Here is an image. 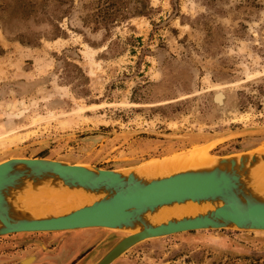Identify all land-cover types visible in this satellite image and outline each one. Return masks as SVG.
<instances>
[{
	"label": "rangeland",
	"instance_id": "1",
	"mask_svg": "<svg viewBox=\"0 0 264 264\" xmlns=\"http://www.w3.org/2000/svg\"><path fill=\"white\" fill-rule=\"evenodd\" d=\"M149 3L148 17L115 25L108 37L81 26L78 3L59 24L64 33L36 47L13 41L0 24V161L45 158L113 170L151 163L146 171L156 172L197 151L210 158L263 148L264 0ZM65 63L87 82H68L73 69ZM216 93L221 105L212 101ZM89 231L82 251L51 255L57 264H92L119 235ZM56 235L0 237V264H31L23 260L40 259ZM112 264H264V231L149 239Z\"/></svg>",
	"mask_w": 264,
	"mask_h": 264
},
{
	"label": "water",
	"instance_id": "2",
	"mask_svg": "<svg viewBox=\"0 0 264 264\" xmlns=\"http://www.w3.org/2000/svg\"><path fill=\"white\" fill-rule=\"evenodd\" d=\"M217 95L212 101L221 105ZM262 149L210 157V165L158 176L140 172L149 164L113 170L45 158L0 161V237L81 229L134 231L108 240L111 246L92 263L112 264L149 239L197 230L264 231V195L257 190L255 176L264 169ZM40 188L78 190L93 201L67 212L35 215L25 197ZM187 202L213 208L158 224L148 220L162 207Z\"/></svg>",
	"mask_w": 264,
	"mask_h": 264
},
{
	"label": "trees",
	"instance_id": "3",
	"mask_svg": "<svg viewBox=\"0 0 264 264\" xmlns=\"http://www.w3.org/2000/svg\"><path fill=\"white\" fill-rule=\"evenodd\" d=\"M76 3L82 11L81 26L91 32L102 30L105 37L115 25L132 18L148 17L152 12L149 0H0L2 31L22 46L36 47L41 39H55L64 33L59 24L69 16ZM40 27L44 29L41 31ZM65 64L73 69L68 82L74 87L87 82L77 65ZM131 100L136 99L131 97Z\"/></svg>",
	"mask_w": 264,
	"mask_h": 264
},
{
	"label": "bare ground",
	"instance_id": "4",
	"mask_svg": "<svg viewBox=\"0 0 264 264\" xmlns=\"http://www.w3.org/2000/svg\"><path fill=\"white\" fill-rule=\"evenodd\" d=\"M222 96L223 94H221V96L217 95L215 100L217 101L218 99L217 102H222ZM262 150H264V146ZM211 163V158H207L204 151H197L189 154V156H186L183 160H176L175 165L173 163V165H166L167 163H163L162 165L157 167L155 165L157 163H155L154 165L156 167H154V169H156V172L155 170H151V172L146 171V168H148L149 166L151 167L152 164L140 169V172L143 174H149V176L166 175L185 168H197L200 166L210 165ZM255 176L257 178V190L264 195V169L257 171L255 173ZM25 199L29 202V204H32L33 213L35 215H45L55 212H67L81 206L82 204H89L93 201L92 197L87 196L86 194L78 190H53L49 188H40L34 192H28ZM38 203H43V205L40 204V208L42 209L43 207V210L38 209L39 207L34 208ZM212 208L213 206L208 203L195 204L187 202L184 204L162 207L155 214L148 217V220L152 224H158L166 221L169 218L193 216L197 213H202ZM132 233H134V231H121L119 232L118 236L130 235Z\"/></svg>",
	"mask_w": 264,
	"mask_h": 264
},
{
	"label": "crops",
	"instance_id": "5",
	"mask_svg": "<svg viewBox=\"0 0 264 264\" xmlns=\"http://www.w3.org/2000/svg\"><path fill=\"white\" fill-rule=\"evenodd\" d=\"M91 229H81V230H74V231H68V232H58L56 234H62V235H56L54 237V241H49L48 247L49 249L43 250V256L38 259L37 257L34 258L31 264H37L39 262H42L43 264H57V259H54L51 255L56 252L61 251H68L69 249H73L74 251H82L84 247H87L90 243V231ZM55 234V233H54ZM53 246V247H51ZM74 253V252H73ZM60 258V257H56ZM80 261V260H79Z\"/></svg>",
	"mask_w": 264,
	"mask_h": 264
},
{
	"label": "flooded vegetation",
	"instance_id": "6",
	"mask_svg": "<svg viewBox=\"0 0 264 264\" xmlns=\"http://www.w3.org/2000/svg\"><path fill=\"white\" fill-rule=\"evenodd\" d=\"M34 258H35L34 256H33V257H28V258H26V259L23 260V263H24V262L26 263V262L29 261V260H30V261H33Z\"/></svg>",
	"mask_w": 264,
	"mask_h": 264
}]
</instances>
